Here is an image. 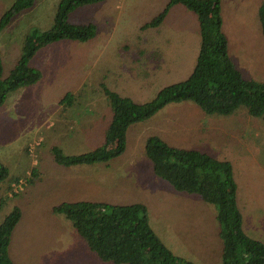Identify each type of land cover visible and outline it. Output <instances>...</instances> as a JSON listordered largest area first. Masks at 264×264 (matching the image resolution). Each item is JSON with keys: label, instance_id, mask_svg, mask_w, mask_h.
<instances>
[{"label": "rangeland", "instance_id": "374dc122", "mask_svg": "<svg viewBox=\"0 0 264 264\" xmlns=\"http://www.w3.org/2000/svg\"><path fill=\"white\" fill-rule=\"evenodd\" d=\"M14 1L0 0V17ZM168 1L105 0L75 10L70 22L94 23L95 37L41 50L31 62L40 80L10 93L0 107V162L9 178H18L10 192L9 182L0 185V222L14 208L21 213L8 248L15 264H111L90 252L65 217L53 211L63 202L78 201L142 204L152 231L175 256L194 264H221L217 209L195 194L176 191L151 171L144 143L158 134L172 146L232 164L245 231L264 243V119L248 116L243 108L220 116L206 115L191 102L170 105L148 126L129 128L127 151L109 165L67 168L53 161V147L78 155L103 144L111 110L101 84L146 103L191 74L200 43L192 12L173 6L159 26L142 30ZM262 1L221 0V17L237 69L243 78L264 83ZM58 2L35 0L0 32L3 77L19 59L25 37L51 27ZM108 42L114 47L106 48ZM145 42L152 48H143ZM166 61L169 72L163 68ZM66 93L74 95L73 103L60 106ZM193 123L203 137L184 136L185 124ZM74 186L79 193L89 192L80 196Z\"/></svg>", "mask_w": 264, "mask_h": 264}, {"label": "trees", "instance_id": "16d2710c", "mask_svg": "<svg viewBox=\"0 0 264 264\" xmlns=\"http://www.w3.org/2000/svg\"><path fill=\"white\" fill-rule=\"evenodd\" d=\"M105 0H59L51 27L34 29L23 41L21 54L6 77L0 57V107L8 95L35 85L41 78L39 68L31 65L42 49L60 41L86 43L96 34L94 23H72L70 14ZM35 0H15L0 17V32ZM182 6L198 22L199 51L193 71L184 81L163 87L146 103H135L129 97L101 84L111 110L103 144L86 153L64 155L52 148L53 161L63 167L105 164L127 149V132L134 125L154 117L169 105L191 102L206 115H232L239 108L252 118L264 119V83L243 78L229 55V42L223 31L221 0H169L164 9L142 30L161 24L169 9ZM258 20L264 37V0L258 9ZM72 93H66L60 106L71 105ZM144 153L151 171L178 192L195 194L217 209L222 243L221 264H264V243L249 236L243 228L242 213L237 204V183L233 166L204 151L170 145L159 136L145 140ZM18 183L0 162V185ZM14 195V194H13ZM3 199H0L2 202ZM71 224L88 250L111 264H194L175 256L152 231L146 207L142 204L113 205L101 202H63L53 207ZM21 219L14 208L0 222V264H15L9 253L12 233Z\"/></svg>", "mask_w": 264, "mask_h": 264}, {"label": "crops", "instance_id": "0c3cea01", "mask_svg": "<svg viewBox=\"0 0 264 264\" xmlns=\"http://www.w3.org/2000/svg\"><path fill=\"white\" fill-rule=\"evenodd\" d=\"M260 30H261V28H260ZM196 32H197V39H198V41H200V36H199V32H198V28H197V30H196ZM262 34V33H261ZM228 39V38H227ZM103 45H105V43L103 44ZM137 45H139L138 43H137ZM152 45V44H151ZM199 45H200V43H199ZM106 46V45H105ZM110 46H112V47H114L111 43H109L108 42V46H106V48H109ZM147 48V47H150L149 45H147V43L145 42V44H144V47L143 48ZM124 48H126V46H124ZM150 48H152V47H150ZM111 49H113V48H111ZM43 50V49H42ZM40 52V51H39ZM38 52V53H39ZM107 54V53H106ZM38 55V54H37ZM37 55L35 56V57H37ZM197 55H198V52H197ZM196 55V56H197ZM231 57V56H230ZM196 58V57H195ZM231 59H232V57H231ZM233 61V60H232ZM167 63V61L166 62H164V65H163V68L167 71V72H169L170 71V69H168V64H166ZM234 63V62H233ZM234 65L236 66V64L234 63ZM237 68V67H236ZM111 71V65L110 64H108V65H106V68H105V73L107 74L108 73V75H109V72ZM241 72V71H240ZM242 74V73H241ZM107 75V76H108ZM106 76V75H105ZM103 77V79L104 78H107V76L106 77ZM108 79V78H107ZM121 95V94H120ZM122 96H124V95H122ZM185 103V102H184ZM182 104V103H181ZM169 107H172V106H167L165 109H163L162 111H160L158 114H156L154 117H156L157 115H159V114H161L163 111L165 112ZM154 117H152V118H150L149 120H147V121H145V122H143V123H139L138 125H134V126H131L130 127V129H129V131L133 128V127H137V126H139V125H141L140 127H143V126H148L147 124H151V123H153V122H151L152 121V119L154 118ZM150 121V122H149ZM170 123V122H169ZM173 124H175V123H173ZM194 124L195 123H193V124H185L186 126H184V128H183V132L185 133L184 134V136H186V138H188V137H192V133L194 134V135H200V136H202L203 137V133L202 132H200V126H201V124H199V123H197V126H199V127H197V129L199 130V132H197L196 131V129H192V127L194 128ZM175 125H177V124H175ZM158 134V133H157ZM159 135V137H160V134H158ZM127 138H128V136H127ZM148 137H146V139H147ZM162 139H164L163 137H161ZM192 138H196V137H192ZM198 139H201V138H199V137H197ZM165 140V139H164ZM166 141V140H165ZM126 151H127V149H126ZM108 165H109V163H107ZM75 167H81V166H75ZM75 186H77V184H75ZM75 186H74V191H75V193H77L78 195H80V196H84V195H86L89 191H85L84 193L85 194H82V193H79V192H77L75 189ZM237 204H238V201H237ZM239 207V206H238ZM242 217H243V214H242ZM243 228H244V231H245V226H244V218H243ZM246 232V231H245Z\"/></svg>", "mask_w": 264, "mask_h": 264}]
</instances>
